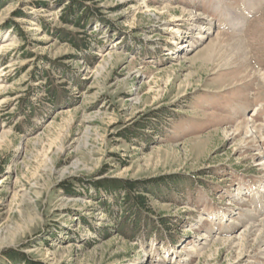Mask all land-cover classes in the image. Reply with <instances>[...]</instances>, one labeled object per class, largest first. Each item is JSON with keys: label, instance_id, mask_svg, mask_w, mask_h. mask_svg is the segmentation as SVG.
I'll return each mask as SVG.
<instances>
[{"label": "rangeland", "instance_id": "obj_1", "mask_svg": "<svg viewBox=\"0 0 264 264\" xmlns=\"http://www.w3.org/2000/svg\"><path fill=\"white\" fill-rule=\"evenodd\" d=\"M13 40L0 264H264V0H0Z\"/></svg>", "mask_w": 264, "mask_h": 264}, {"label": "bare ground", "instance_id": "obj_2", "mask_svg": "<svg viewBox=\"0 0 264 264\" xmlns=\"http://www.w3.org/2000/svg\"><path fill=\"white\" fill-rule=\"evenodd\" d=\"M152 11V10H151ZM150 12V11H149ZM194 10L192 9L190 12L188 11V13H193ZM194 20V19H193ZM198 20V19H197ZM196 20V21H197ZM196 21H193V22H196ZM178 25V24H177ZM175 26V25H174ZM176 28V27H175ZM174 29V28H173ZM177 31L179 32V29H177ZM199 36V35H198ZM188 41V40H187ZM7 45H17L16 42L11 41V42H3L0 44V50H4L5 47ZM207 52L210 51V55H212V57L214 56V54L216 53V50H215V47L214 45L212 47H209V49H206ZM227 61V60H226ZM221 62V61H220ZM220 62L218 64H220ZM247 125V129L249 131L250 128H252V131L254 129H257L256 126L254 125V123L248 121L246 123ZM8 133L7 132H4V131H1L0 133V138H3L5 136H7ZM260 163H264V161L260 162ZM249 213V211H247ZM250 214V213H249ZM249 218V216L247 217ZM247 224L245 225V228H243L242 230V234L241 236H235L233 239H232V245L233 247H244V244H243V239L244 237L248 236V237H255V239L257 240L258 238H260L262 235H264V217L260 220H251L249 222H246ZM204 239V238H203ZM240 242V243H239ZM264 245V244H263ZM262 247V246H260Z\"/></svg>", "mask_w": 264, "mask_h": 264}, {"label": "trees", "instance_id": "obj_3", "mask_svg": "<svg viewBox=\"0 0 264 264\" xmlns=\"http://www.w3.org/2000/svg\"><path fill=\"white\" fill-rule=\"evenodd\" d=\"M144 200V199H143ZM143 200H141V201H139V200H137V206H136V204L134 205L135 206V208H134V211H136L135 213L136 214H138L139 213V210H140V212H142V211H145L146 210V207H145V202L143 201ZM147 202V201H146ZM147 206V205H146ZM138 210V211H137ZM133 211V210H132ZM129 223V222H128ZM130 223H131V221H130ZM159 234V233H158Z\"/></svg>", "mask_w": 264, "mask_h": 264}]
</instances>
